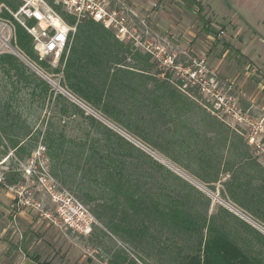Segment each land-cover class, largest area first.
<instances>
[{
	"label": "rangeland",
	"instance_id": "rangeland-1",
	"mask_svg": "<svg viewBox=\"0 0 264 264\" xmlns=\"http://www.w3.org/2000/svg\"><path fill=\"white\" fill-rule=\"evenodd\" d=\"M129 1L110 0L109 8L117 12L118 18L123 20V25L133 35V39L118 40L129 45L131 53L148 55L144 46H148L151 51H154L155 47H164L170 54L176 55L179 67L190 66L193 61L204 58L207 68L213 72L215 86L216 83L218 85L217 92L226 91L238 108L250 109L248 118L252 121L258 123L264 121V89L261 90L264 86V0H185L188 8L193 9V14H188V10L179 3L168 2L165 5L166 11H172V6L177 5L182 14L187 15L188 20L184 18L183 23L190 33L188 37L186 36L187 39L193 38L189 44L187 39L176 41L170 39L171 35L150 28L146 14L150 15L160 10V5L155 4V0H152L153 4L147 6L148 9L137 10L141 15L129 7ZM61 11L64 12L62 9ZM73 27L75 29L71 33L70 45L76 33V26ZM206 27H209L211 32L208 33ZM110 30L116 37V30ZM12 33V23L0 19V54L12 55L22 64L10 62L11 67L0 66V116L8 120L6 124L10 125L7 129L9 128L8 133L11 137L9 139L2 137L0 132V264H5L6 258L26 254L28 246L35 245V252L42 258L62 259L68 253L77 263L81 261L91 262L90 264H163L155 258H144L129 235H124L123 232L119 234L116 227L111 228L109 219L119 223L122 209L129 215L132 211L127 207L123 195L114 199V190L99 186L101 178H95L97 181L93 178L88 180L83 178L80 169H76L77 159L81 160V165L90 155L102 154L112 160L120 156V160L123 161L122 167L130 172V180L137 185L138 192L151 186H153L151 189H156L157 182L170 181L176 184L171 175L153 165V162H157L209 197L208 216L214 214L218 206H222L233 213L239 212V216L250 221L232 203L222 198L220 184L214 185V190H210L188 176L160 152L122 127L109 122L62 88L60 85L65 81L63 74L65 60L70 54L69 51H72L70 45L62 63L59 60L54 61L52 57L40 60L33 49L38 61H43L51 69H59L58 73H53L24 58L10 43ZM173 41L182 47L170 45ZM203 51L208 53L202 55ZM22 58L41 75L33 71ZM221 59L229 69L227 77H222L215 66V62ZM150 63L152 66L147 70L149 75L157 82L165 80L194 102V108L188 115V127L203 133L205 126L201 114L203 115V111L210 115L214 113L212 95L201 92L197 87L182 86L175 74L168 72L163 74L164 70L151 56ZM123 65L135 67L137 63L131 56H127ZM233 66L237 68L231 73ZM39 79L43 80L49 89ZM147 87L150 89L152 83H148ZM212 89L211 87L210 90ZM242 94L247 95L246 98L250 102L244 100ZM115 98L126 99L125 96ZM128 101L130 102L129 99ZM73 105L83 113L75 110ZM214 114L212 116H218L216 118L227 124L230 130L242 131L248 146V133L243 127L236 125L230 118ZM89 117L112 132H106ZM147 131L151 132L150 129ZM49 135L63 142L64 151L58 159L50 156L51 149L44 145L45 137ZM150 135L151 133L147 136L152 137ZM15 136L25 144V148H31L28 156L19 152L21 155L19 157L15 150L10 149V140L15 139ZM158 141H161L160 137ZM131 147L139 150L142 155ZM171 148L172 155L184 158L180 148L176 146ZM249 154L252 157L250 148ZM131 161L136 165L132 166ZM107 163L111 162L107 160ZM110 165L112 167L115 163ZM227 179L228 176L223 175L221 182ZM12 181H16L15 184H11ZM53 195L60 198L70 196L85 207L92 219L89 234L72 233L61 227L58 222L56 225L53 224L46 217L49 215L54 218L59 205V202L53 201ZM87 196L93 199H87ZM94 213L98 214L100 219H97ZM127 224L133 226L137 222L133 219ZM263 230L259 229L264 235ZM238 243L240 244V241ZM53 252L56 254L52 255ZM201 264H208V261L206 263L201 259ZM211 264L221 263L215 261Z\"/></svg>",
	"mask_w": 264,
	"mask_h": 264
},
{
	"label": "trees",
	"instance_id": "trees-1",
	"mask_svg": "<svg viewBox=\"0 0 264 264\" xmlns=\"http://www.w3.org/2000/svg\"><path fill=\"white\" fill-rule=\"evenodd\" d=\"M46 1L68 25H75V19L62 12L53 0ZM22 3L23 0H0V19L13 25L11 45L30 63L58 73L59 69H51L43 61H38L31 37L13 20L11 13ZM26 23L33 24L30 20ZM206 30L211 32L209 27ZM70 49L72 51L65 60L62 88L109 122L160 152L210 190L220 184L222 198L264 229V168L250 156L242 131L230 130L223 121L204 111L201 114L204 132L189 128L188 115L194 102L165 80L157 82L147 73L152 66L149 55L131 53L129 45L119 42L111 30L93 20L83 19L76 23ZM127 56L136 61L135 67L123 65ZM64 58L65 52L59 62L62 63ZM10 62L21 64L12 55L0 54L1 67H11ZM39 81L48 88L43 80ZM148 83H152L150 89ZM117 96L126 99L117 100ZM73 108L83 113L74 105ZM89 118L106 132H112L94 118ZM6 122L8 120L0 116L1 135L9 139L7 127L10 125ZM149 129L151 132L147 131ZM149 133L152 137L147 136ZM159 137L161 141H158ZM44 145L51 149L50 156L56 159L64 151L63 142L50 135L45 137ZM172 146L183 151V159L172 155ZM10 149L19 157L20 154L28 156L31 151L18 136L10 140ZM120 159V156L112 160L102 154L90 155L81 165V160L77 159L76 169H80L83 178L88 180L101 178L99 186L114 190V199L124 196L131 214L122 209L119 223L111 219L108 222L111 228H117L119 234L129 235L144 258H155L163 264H201V259L208 264L215 261L221 264H264V235L251 224L222 206L208 216L209 197L157 162L153 165L171 175L176 184L157 182L156 189L151 186L146 187L145 193L138 192ZM107 160L115 165L111 167ZM131 162L132 166L136 165ZM223 175L228 179L221 182ZM94 215L100 219L98 214ZM133 219L137 224L129 226L127 222Z\"/></svg>",
	"mask_w": 264,
	"mask_h": 264
},
{
	"label": "built area",
	"instance_id": "built-area-1",
	"mask_svg": "<svg viewBox=\"0 0 264 264\" xmlns=\"http://www.w3.org/2000/svg\"><path fill=\"white\" fill-rule=\"evenodd\" d=\"M53 4L73 17L75 26L83 19L93 20L106 29L116 30V38L120 41L133 39L132 33L123 25V20L118 18L117 12L109 8L110 0H53ZM11 15L31 37L33 49L40 60L52 57L57 61L67 51L75 27L69 26L44 0H23L22 5ZM28 20L33 24L28 25ZM144 50L164 70L163 74H175L182 86L197 87L201 92L212 95L214 113L220 115L219 117L232 119L236 125L247 131V143L252 157L264 168V121H252L248 118L250 109L238 108L226 91L217 92L218 85L216 83L215 86L213 72L207 68L204 58L193 61L190 66L179 67L176 55L170 54L164 47H155V50L151 51L148 46H144ZM209 87L213 89L210 90ZM53 201L59 202L55 216L51 218L46 215L53 224L58 222L61 227L72 233L91 232L92 219L82 204L70 196L60 198L53 195Z\"/></svg>",
	"mask_w": 264,
	"mask_h": 264
},
{
	"label": "crops",
	"instance_id": "crops-1",
	"mask_svg": "<svg viewBox=\"0 0 264 264\" xmlns=\"http://www.w3.org/2000/svg\"><path fill=\"white\" fill-rule=\"evenodd\" d=\"M151 1L152 0H130L129 1V3H130L129 7H132V10L139 13V11H137V10L147 8V6L154 3V1H152V2ZM172 1L174 3H179L181 6L186 8L188 10V14H193V9L188 8L185 0H181V1L180 0H155V4L160 5V10H156L154 13H152L150 15L146 14V21L150 24V28H152V30H154L156 32H163L169 36L171 35L170 39H176V41L182 40V38L187 39L188 34H190V33L188 30V27H186L183 23V19L188 18L187 15L182 14V12L177 7V5H173V4H172L173 5L172 11H169V12L166 11L165 5L168 2L171 3ZM140 18H142V17H140ZM192 40H193V38H192ZM192 40L187 39V44L191 43ZM170 45H172L173 47H182L181 45L178 46L177 44H175L174 41ZM207 53H208V51H203L202 55H206ZM215 66L219 70V73L222 77H227L229 69H228L227 65L224 64L223 59L217 60L215 62ZM236 68H237V66H233L231 73H233V71H235ZM263 89H264V86L261 88V90H263ZM242 95H243V98L245 97L244 100L250 102L249 99L246 98V97H248L247 95L246 96H245V94H242ZM73 246H75V245H73ZM35 247H36V245L35 246H28V248L26 250V252H27L26 254L22 253L20 255H16V256H12L10 258H6L5 259L6 261L4 263L5 264H90L91 263V262L90 263H82L81 261H79L77 263L75 259L69 257L68 253L62 259L42 258L41 256H39L38 253L35 252V249H34ZM51 249H53V248H51ZM56 252H58V251L56 250ZM56 252H53L52 255H55Z\"/></svg>",
	"mask_w": 264,
	"mask_h": 264
},
{
	"label": "water",
	"instance_id": "water-1",
	"mask_svg": "<svg viewBox=\"0 0 264 264\" xmlns=\"http://www.w3.org/2000/svg\"><path fill=\"white\" fill-rule=\"evenodd\" d=\"M23 59V61L30 67V68H32V70L33 71H35L36 73H38L39 75H41L40 74V72H38V70H36L28 61H26L24 58H22ZM67 96H69L70 98H72L70 95H68L67 93H65ZM73 99V98H72ZM230 212H232V211H230ZM233 213V212H232ZM239 212H235V213H233V214H235L236 216H238L239 218H241V219H243L242 217L243 216H239V214H238ZM240 215H242V214H240ZM243 220H245V219H243ZM246 222H248L249 224H251L254 228H256L257 230H259V229H262V228H257V227H259L258 225H256V224H254L252 221H249V220H245ZM263 230V229H262ZM264 231V230H263Z\"/></svg>",
	"mask_w": 264,
	"mask_h": 264
}]
</instances>
